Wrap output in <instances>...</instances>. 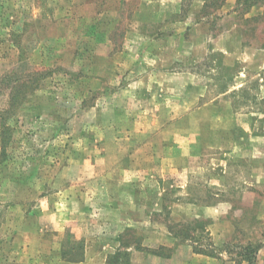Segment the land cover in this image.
<instances>
[{"label":"rangeland","instance_id":"374dc122","mask_svg":"<svg viewBox=\"0 0 264 264\" xmlns=\"http://www.w3.org/2000/svg\"><path fill=\"white\" fill-rule=\"evenodd\" d=\"M257 245L264 264V0H0V264Z\"/></svg>","mask_w":264,"mask_h":264},{"label":"trees","instance_id":"16d2710c","mask_svg":"<svg viewBox=\"0 0 264 264\" xmlns=\"http://www.w3.org/2000/svg\"><path fill=\"white\" fill-rule=\"evenodd\" d=\"M52 69H42V71L40 72H35V76H40L38 79H34L32 81L37 82L39 81V79H44L46 77V75H49L52 71ZM56 70V69H54ZM13 77V84H17L15 87H10V104L12 103L13 99L17 96V94L19 93V89H21L23 87V85H18L19 84V78L16 77L15 75L12 76ZM6 78V77H5ZM12 105V104H11ZM177 233H173V237L175 239H178L181 242H192V238L190 235H188V228H184L181 231H176ZM263 248V245H257L256 247H251V246H247L243 249L242 251V255L243 256V260L245 261V264H254L255 260H256V254L259 250H261ZM194 252L196 254H204L201 251H198L196 249H194ZM155 253V252H153ZM208 255V254H206Z\"/></svg>","mask_w":264,"mask_h":264}]
</instances>
